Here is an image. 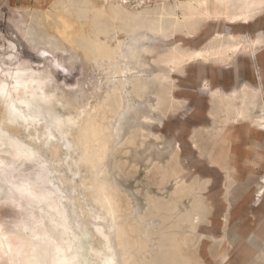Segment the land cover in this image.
<instances>
[{
    "label": "bare ground",
    "instance_id": "obj_1",
    "mask_svg": "<svg viewBox=\"0 0 264 264\" xmlns=\"http://www.w3.org/2000/svg\"><path fill=\"white\" fill-rule=\"evenodd\" d=\"M147 1L49 0L45 10H27L18 19L24 37L32 38V48L42 47L47 53L42 57L46 64L35 67L27 59L14 64L13 42L7 56L0 53V83L6 84L11 94L10 101H0V161L4 162L0 165V201L6 197L21 202L24 214L31 217L24 224L35 238L30 242L27 237L28 241L25 237L28 235L20 232L22 228L8 223V231L16 236L19 246L32 243L37 249L54 248L71 237L78 245V264H104L109 259L105 257L107 250L117 251L116 264H207L196 242L198 229L212 223L213 207L204 194L207 180L194 177L176 182L167 196L147 190L144 203L134 205L127 190L111 179L124 170L125 161L119 154L145 144V126L134 124L132 119L154 120L145 113L148 96L154 95L156 101L150 103L151 110L171 109L178 102L174 95L175 81L163 72L150 73L151 65L144 61V53L160 48L147 41L153 36L169 39L182 32L195 35L204 22L212 19L250 21L264 8V0H155V5H148ZM66 26L73 28L67 32L66 28L63 30ZM263 42L261 36L244 40L237 33L218 32L199 46L176 42L166 52L157 53L152 62L169 71L184 69L198 61L228 65L241 51H251ZM58 54V65L68 55L102 69L104 76L98 75L89 88L81 86L70 91L68 83L58 80L50 60ZM17 71L27 73L21 78L27 87H15ZM204 87H210L207 79ZM210 95L211 114L215 116L226 100L228 114L209 144H201L196 136L191 139L195 149L205 153L210 165L220 169L228 179L229 203L220 220L225 230L231 214L230 189L239 176V160L232 154L230 143L240 139L241 133L233 128L248 118L250 128L255 126L264 132V102L260 90L249 83L242 90L232 89L230 95L222 87L212 88ZM9 102L26 119L10 121ZM252 108L255 115L248 114ZM152 135L155 144L159 135L154 132ZM48 152L54 158L50 164L57 173L63 167L64 176L55 177L69 187L72 196L57 187L58 182L52 187L39 182L41 177L53 181L46 175L52 173L45 158ZM7 157L16 159L20 165L26 163L29 169L34 166L42 171L18 172L17 167L7 164ZM242 162L250 169H255L258 163L251 158ZM155 164L162 169L157 185H164L180 170L179 151H174L167 168L159 162ZM82 167L87 175L76 180ZM260 175L255 202L264 194V173ZM46 192H54L55 196L48 199ZM185 198H189L188 204ZM71 210L77 216L83 215L78 217V227L90 223L93 227L78 232L69 217ZM156 218H160L157 225ZM88 235L97 238L100 245L95 247L93 241H87ZM212 239L210 254L214 264L226 263L230 255L226 237ZM0 256L11 264L17 258L11 253ZM7 261L3 264H9Z\"/></svg>",
    "mask_w": 264,
    "mask_h": 264
},
{
    "label": "rangeland",
    "instance_id": "obj_2",
    "mask_svg": "<svg viewBox=\"0 0 264 264\" xmlns=\"http://www.w3.org/2000/svg\"><path fill=\"white\" fill-rule=\"evenodd\" d=\"M96 1L101 3L102 0ZM132 2L135 3V0H132ZM155 3V0L147 1L148 5H155ZM48 4L49 0H0V53L7 56L11 51L9 47L10 42H13L16 46L15 50H13L14 59L12 62L14 64H18L24 59L29 60L35 67H43L46 64V61L42 58L45 56L42 55L44 49L42 47L38 49L32 48V38L27 39L24 37L18 27V19L27 10L34 11L38 8L39 10H45ZM65 28L69 32L68 30L71 31L73 27L66 26L63 30ZM255 28L260 29L264 34V13L247 23H229L224 20L212 19L204 22L195 35L188 36L182 32L176 33L174 37L169 39L153 36L152 39L147 41L149 45L160 48L149 53H144V61L151 65L148 68L150 73L163 72L175 81L176 89L174 95L178 99V102L171 109L151 110L150 103H156V101L154 95L148 96L149 103L145 105V113L149 117H153L154 120L143 118L132 119L134 120V124H143L145 126L147 132L145 144L143 146H133L132 151L119 154V158L125 161L124 170L114 176L112 175L111 179L119 187L127 190L133 198L134 205L144 203V194L147 190H151L159 196H167L176 182L190 181L194 177L200 178L203 182L207 180L208 186L204 194L213 207L212 223L202 225L198 229V236L196 237V242H199L200 245V253L207 264H214V259L210 254V249L213 246L212 237L220 238L221 235L226 237V244L230 253L227 262L224 264H264V194L259 202L254 201V192L259 188L260 174L264 173V158H261V156L264 157V133L257 136L255 130L248 132L250 129L248 118L241 120V124L233 128L241 133V137L238 140V147L241 152L250 150L251 157L255 158L258 163L255 169L246 168L241 156L239 155L240 157L238 156L237 158L235 155L239 160V176L237 182L230 189L231 214L225 230L222 229L220 220L229 203L226 198L228 179L220 169L210 165L205 153L195 149L196 144L191 139L192 136H196L201 144H209L212 141L218 128L223 125L222 121H224V118L228 114V102L226 100L224 104H221L220 111L213 116L211 114L213 103L211 101L210 90L222 87L230 95L234 87L242 86L248 80L256 82L253 60L249 61L244 57H240L239 59L234 58L228 65L198 61L188 65L184 69L169 71L166 67H158L152 62V58L159 52H166L176 42L189 46H199L206 43L210 37L218 32L227 33L239 30L240 32L243 31L244 34H248V30ZM58 59L59 54L57 57H50L58 80L60 83H68L67 88L70 91H76L81 86L89 88L96 82L98 75L104 76L102 69H97L84 60H76L67 55L62 65H58ZM258 61L259 64L256 67L264 73V53H261ZM205 79L210 82V87L208 88L204 87ZM239 103L240 101L237 102V105ZM249 111L248 114L250 115L256 114V110H253V108ZM153 132L159 135V139L155 144L153 143ZM175 150L179 151L181 163L178 167L180 169L179 172L177 175L171 177L166 184L157 185L161 181L160 171L162 169H159L155 162H159L161 167L167 168L171 165V158ZM45 158L49 161L47 166L52 170V173H46V175L53 178V181L50 184H46V186L52 187L51 184L54 186V183L56 185L59 183L57 187H60L62 191L64 190L68 196H72L69 187L62 184L55 177L58 174L64 176L63 167L60 166L57 173L55 167L50 164V161L54 159L51 157L50 152L46 154ZM6 162L9 166L13 165L17 167L18 172L32 174L35 171H42L39 167L34 166L29 169L26 163L20 165L19 161L10 157H7ZM16 162H18V165ZM55 170L56 172H53ZM67 174L69 177H72L71 172ZM78 174L77 178L75 177L76 180H80L87 175L86 169L82 167ZM39 182H42L41 179ZM197 191L198 189L194 191V194ZM79 192L82 193L83 189L80 188ZM81 199L85 200L83 193L81 194ZM8 200L6 197H2L0 201L1 224H5L7 227L9 224L18 225L19 230L23 229L20 232L28 235L25 236L26 239L28 237L30 242L34 241L35 238H32V233L30 234L32 231L24 224L31 217L24 214L21 202ZM184 201L188 204L189 198H185ZM71 212L69 217L72 219H69L73 220L72 222L78 228V232L81 229L89 231L93 227L92 223L89 225L80 224L78 227L79 224L77 222L83 215L80 213L77 216L72 210ZM20 219L22 220L20 221ZM19 221L21 222L20 224ZM159 221L160 218H156L155 224L157 225ZM105 223L107 225V222ZM106 229L110 231L108 226H106ZM88 236L89 239L86 238L87 241H93L95 247L100 245L97 238L92 239L90 235ZM27 247H34V244L29 243ZM105 249L107 250V248ZM116 254L117 251L107 250L105 257H109V259L104 264H116ZM0 260H2L0 264L7 261L2 256H0ZM7 262L11 264L9 261Z\"/></svg>",
    "mask_w": 264,
    "mask_h": 264
},
{
    "label": "clouds",
    "instance_id": "obj_3",
    "mask_svg": "<svg viewBox=\"0 0 264 264\" xmlns=\"http://www.w3.org/2000/svg\"><path fill=\"white\" fill-rule=\"evenodd\" d=\"M3 163L0 161V165ZM41 180L45 184L51 183L47 177H41ZM45 195L51 199L55 193L46 192ZM0 236L4 237L2 242L5 245V255L9 254L7 246L11 245V254L17 257L13 260V264H78V245L71 237L66 238L58 247L37 249L19 246L16 236L10 233L4 224H0Z\"/></svg>",
    "mask_w": 264,
    "mask_h": 264
},
{
    "label": "crops",
    "instance_id": "obj_4",
    "mask_svg": "<svg viewBox=\"0 0 264 264\" xmlns=\"http://www.w3.org/2000/svg\"><path fill=\"white\" fill-rule=\"evenodd\" d=\"M264 13V8H262L261 10H259V12L256 13L255 17L252 18L250 21H253L255 20L257 17H259L261 14ZM215 20H222V19H215ZM250 21H245L243 19H241L240 21L238 22H243V23H247V22H250ZM226 22H229V21H226ZM229 23H235V22H229ZM222 33V32H220ZM229 33H237L239 34L244 40H254L255 38H257L258 36H261L264 40V34L260 31V29H251V30H248V34H244L243 31H239L237 30V32H227V33H222V34H229ZM264 42L261 43V44H258L257 46H255L253 49L250 50H246V51H241L240 53H238L236 55V58L239 59L240 57H244L245 59L247 60H253V67L255 68V75H256V82H253V81H246L244 82V84L246 83H249V84H252L256 89L260 90V93H261V99L263 100V97H264V73L258 68L256 67V65L259 64V57L261 56V53H264ZM253 68V69H254ZM242 86H238V87H234L238 90H242L243 88V85ZM264 102V100H263ZM251 130H255V134L257 136H260L262 135L264 132L258 130V128H256L255 126L251 127L250 130L248 132H250ZM239 140V139H238ZM238 140H233L231 143H230V150L232 152V154L238 158V156L240 155L241 158H242V161L245 160V158H251V159H255V158H252L251 157V153H250V150H246V152H241V150L239 149L238 147ZM239 156V157H240Z\"/></svg>",
    "mask_w": 264,
    "mask_h": 264
},
{
    "label": "snow or ice",
    "instance_id": "obj_5",
    "mask_svg": "<svg viewBox=\"0 0 264 264\" xmlns=\"http://www.w3.org/2000/svg\"><path fill=\"white\" fill-rule=\"evenodd\" d=\"M257 43H260V41H257ZM42 55H47V53H43ZM197 56L200 55V53L196 54ZM11 59V57H9ZM27 73L26 72H20L17 71L15 73V77L14 79H16V84L15 87L19 88L21 86L27 87V84H22V80L21 78L26 76ZM45 100H47L48 98H44ZM11 100V94L8 91V86L6 84L0 83V101H10ZM7 108H8V116L10 121H15L17 119H26L23 115V113H21L17 108L16 105L14 103H8L7 104ZM262 127H264V125H262ZM3 239L4 237L0 236V254H5L4 253V248L5 245L3 244ZM8 252L11 253V245H8Z\"/></svg>",
    "mask_w": 264,
    "mask_h": 264
}]
</instances>
